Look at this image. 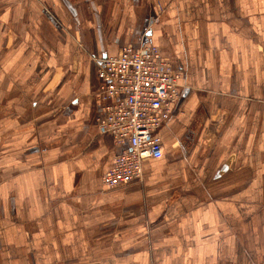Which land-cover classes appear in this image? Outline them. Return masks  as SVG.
Here are the masks:
<instances>
[{
  "label": "crops",
  "instance_id": "0c3cea01",
  "mask_svg": "<svg viewBox=\"0 0 264 264\" xmlns=\"http://www.w3.org/2000/svg\"><path fill=\"white\" fill-rule=\"evenodd\" d=\"M145 43L181 97L105 188L97 62ZM0 264H264V0H0Z\"/></svg>",
  "mask_w": 264,
  "mask_h": 264
},
{
  "label": "built area",
  "instance_id": "2783aa9c",
  "mask_svg": "<svg viewBox=\"0 0 264 264\" xmlns=\"http://www.w3.org/2000/svg\"><path fill=\"white\" fill-rule=\"evenodd\" d=\"M97 75L103 103L97 123L120 147L102 182L117 188L142 180L143 162L163 155L157 129L176 108L182 74L157 45L145 43L123 45L117 54L101 58Z\"/></svg>",
  "mask_w": 264,
  "mask_h": 264
}]
</instances>
